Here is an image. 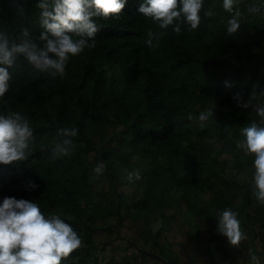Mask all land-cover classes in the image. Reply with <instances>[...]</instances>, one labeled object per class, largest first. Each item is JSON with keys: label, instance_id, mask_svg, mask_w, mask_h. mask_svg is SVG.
I'll use <instances>...</instances> for the list:
<instances>
[{"label": "trees", "instance_id": "trees-1", "mask_svg": "<svg viewBox=\"0 0 264 264\" xmlns=\"http://www.w3.org/2000/svg\"><path fill=\"white\" fill-rule=\"evenodd\" d=\"M142 2L94 18L95 47L70 57L63 76L18 61L0 114L26 116L36 139L26 160L0 164V203L35 202L69 223L82 245L61 264H251L250 249L264 264L254 157L236 147L241 129L259 123L236 97L264 91V13H246L261 0H244L234 34L222 0H204L213 16L195 30L182 23L179 35L139 14ZM37 4L0 0V30L38 37ZM150 30L163 32L154 49L145 44ZM211 107L201 128L198 115ZM59 127L79 134L69 156L53 159ZM97 162L102 175L93 171ZM133 170L140 179L130 182ZM225 208L238 212L247 236L239 248L217 230Z\"/></svg>", "mask_w": 264, "mask_h": 264}, {"label": "clouds", "instance_id": "clouds-1", "mask_svg": "<svg viewBox=\"0 0 264 264\" xmlns=\"http://www.w3.org/2000/svg\"><path fill=\"white\" fill-rule=\"evenodd\" d=\"M127 0H38L41 32L33 37L27 28H22L18 37L0 30V97L9 89L13 71L23 60L40 72L55 77L65 74L70 57L81 54L86 48L95 47V37L99 28L96 17L108 19L119 17ZM223 11L229 14L226 21L228 34L238 31L245 16L244 0H222ZM138 13L150 18L161 30L171 28L176 35L181 33V24L189 30L197 29L202 19L213 16L212 8L205 10L204 0H143ZM203 13V16L201 15ZM249 15L264 13V0L247 4ZM23 14V9H18ZM163 32L147 33L145 44L149 48L157 45ZM91 41V43H90ZM227 86V85H226ZM264 91L241 100L238 105L251 109L259 123L253 120L241 129L242 140L236 147L246 155L254 157L252 181L256 200L264 204ZM213 116V107L198 115L200 127ZM189 119H192L189 114ZM79 134L75 127H59L55 135L51 155L53 159L69 156L74 147V139ZM34 130L28 118L19 112L0 114V164L12 165L26 160L35 143ZM93 171L102 175L103 162H97ZM127 180H139L138 170L127 174ZM34 189L37 187L29 182ZM217 230L229 244L239 248L247 236L241 228L238 212L223 209L217 217ZM82 245L81 236L59 215L46 216L39 205L24 199L6 197L0 203V264H61L62 260ZM251 264H260V259L249 250Z\"/></svg>", "mask_w": 264, "mask_h": 264}]
</instances>
